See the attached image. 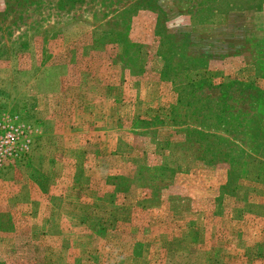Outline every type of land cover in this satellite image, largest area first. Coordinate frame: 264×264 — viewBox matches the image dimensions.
Returning <instances> with one entry per match:
<instances>
[{
    "label": "rangeland",
    "instance_id": "obj_1",
    "mask_svg": "<svg viewBox=\"0 0 264 264\" xmlns=\"http://www.w3.org/2000/svg\"><path fill=\"white\" fill-rule=\"evenodd\" d=\"M0 114V264H264V0H0Z\"/></svg>",
    "mask_w": 264,
    "mask_h": 264
},
{
    "label": "built area",
    "instance_id": "obj_2",
    "mask_svg": "<svg viewBox=\"0 0 264 264\" xmlns=\"http://www.w3.org/2000/svg\"><path fill=\"white\" fill-rule=\"evenodd\" d=\"M32 127L18 114H0V173L27 156L32 148Z\"/></svg>",
    "mask_w": 264,
    "mask_h": 264
},
{
    "label": "crops",
    "instance_id": "obj_3",
    "mask_svg": "<svg viewBox=\"0 0 264 264\" xmlns=\"http://www.w3.org/2000/svg\"><path fill=\"white\" fill-rule=\"evenodd\" d=\"M242 27V26H241ZM240 29V28H239ZM242 29H244V28H242ZM141 97V96H140ZM139 96H134L131 100L133 101V103L134 104H132L131 105V108H133V113H135V111H137L138 113L136 114H134L133 115V117L130 119V122L131 123H135L136 121H140V120H142V118H143V116L142 115H140V113L141 112H143V113H145V112H148V111H150V112H152L153 113V105H150V103H149V101L147 102L146 100H141V98H140ZM141 111V112H140ZM140 112V113H139ZM99 113V112H98ZM96 114V113H95ZM97 115L98 114H96V116L95 117H92V118H87L88 120H84L83 122H85V124H86V122L88 123V124H94V125H98L100 122H102L103 120L104 121H106V123H107V121H110L111 119L110 118H108V117H106L105 119L103 118L104 116L103 115H100L99 114V116L98 117H100V118H98L97 117ZM154 115V114H153ZM147 117H149L150 118V115H147ZM152 119V118H151ZM158 119H159V116H158ZM111 122V121H110ZM119 125V124H118ZM110 126L111 127H113V124L111 123L110 124ZM115 129H118V127L116 126L115 127ZM174 141V140H173ZM157 142H158V140H157ZM114 151H115V149H114ZM159 152V151H158ZM113 155L114 156H116V157H125L126 156V154L125 153H123V152H121L119 149H117L114 153H113ZM135 157H138V156H135ZM87 170V166H85L84 165V161L82 162H80L78 165H76V170H75V172H74V179H73V182H75L76 180L78 181V182H76L75 184L76 185H82V183H81V181L82 180H80V179H82V177L84 178V177H86L87 179H89V175H86L85 174V171ZM84 175H86V176H84ZM136 175V173H134V176ZM85 188V187H84ZM142 200H144V199H142ZM102 200L101 199H99V201H98V203L99 202H101ZM155 204V203H154ZM100 205V204H99ZM149 206H152L153 205V202H152V200H149V204H148ZM164 205V204H163ZM144 210H147V211H149V212H152L153 210H155V208H146L145 207V204H144ZM100 213V212H99ZM102 215H104L103 213H102ZM152 218H153V216L151 215V218H150V221L149 222H151V221H153L152 220ZM50 223H52V222H50ZM193 225V224H192Z\"/></svg>",
    "mask_w": 264,
    "mask_h": 264
},
{
    "label": "trees",
    "instance_id": "obj_4",
    "mask_svg": "<svg viewBox=\"0 0 264 264\" xmlns=\"http://www.w3.org/2000/svg\"><path fill=\"white\" fill-rule=\"evenodd\" d=\"M247 35V34H246ZM189 37V40L191 41V42H194V44H197V47L199 48V50L200 51H202L201 53H199V54H197L196 53V55H201L202 57H205V56H207V55H209L210 56V54H211V51H207V48H205V46H204V43L203 42H199V41H194L193 40V38L192 37H190V36H188ZM260 37H256V39H254L253 41H252V44L254 45V47H258L259 45H260V39H259ZM250 50H253V48H251V47H249V51ZM210 53V54H209ZM217 54H219V55H221V52H219V53H217ZM213 55V54H212ZM215 55H216V53H215ZM223 55V54H222ZM197 57V56H196ZM138 58V60L141 58V57H137ZM201 60H203V59H200V61ZM221 88H222V86H221ZM223 88H226V84L225 85H223ZM220 98H222V96H220ZM219 98V99H220ZM219 99H216L215 101L216 102H218V101H220ZM222 100V99H221ZM225 101H226V98H225ZM233 101H235V99H233ZM229 103V102H228ZM158 119V118H157ZM262 124V123H261ZM260 124V125H261ZM197 125V124H196ZM255 143H258V142H255ZM261 147H263V142L260 140V143H258ZM26 158V157H25ZM23 161H24V158L22 159V160H19V162H17L18 163V165L19 164H22L23 163ZM153 167H155V166H153ZM156 168V169H155ZM155 168H151L150 166H148V164H146V166L144 167V168H141L142 170H143V172H145V170H148V171H152L153 169L155 170V171H159V167H155Z\"/></svg>",
    "mask_w": 264,
    "mask_h": 264
}]
</instances>
